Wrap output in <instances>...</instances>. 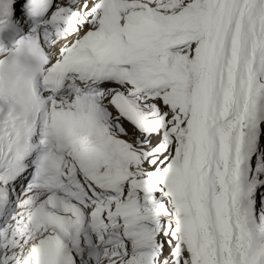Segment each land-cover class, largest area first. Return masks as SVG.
<instances>
[{
    "label": "snow or ice",
    "instance_id": "snow-or-ice-1",
    "mask_svg": "<svg viewBox=\"0 0 264 264\" xmlns=\"http://www.w3.org/2000/svg\"><path fill=\"white\" fill-rule=\"evenodd\" d=\"M0 264H264V0H0Z\"/></svg>",
    "mask_w": 264,
    "mask_h": 264
}]
</instances>
